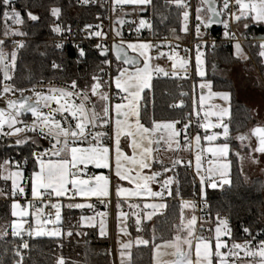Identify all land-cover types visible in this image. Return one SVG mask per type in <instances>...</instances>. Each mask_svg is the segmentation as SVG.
I'll list each match as a JSON object with an SVG mask.
<instances>
[{"label": "snow or ice", "instance_id": "obj_1", "mask_svg": "<svg viewBox=\"0 0 264 264\" xmlns=\"http://www.w3.org/2000/svg\"><path fill=\"white\" fill-rule=\"evenodd\" d=\"M91 2L92 0H77V3L82 6ZM165 2L168 5L174 4L177 9L181 10L180 16L183 20L181 31L187 33L189 31L187 22L190 18L191 5L187 0H165ZM117 4L136 5L141 12L147 11L149 6L154 7L153 0H113V11H115V5ZM0 8H3L2 15L5 20L4 38L0 39V73H2L3 81L12 82L13 76L11 72L16 67L17 49H22L25 45L23 41L13 40L12 42L16 45V48L10 53L5 52L4 45L9 38L22 37L27 35V33L12 27V25L22 26L25 23L21 12L15 7V0H0ZM205 8L206 16L202 15L205 12ZM24 10L29 21L38 22L40 20V16L28 10L26 6ZM61 13L62 9L59 6L50 8V15L56 20L61 18ZM195 20L197 22L195 24L196 39L200 41L196 45V74L203 78L205 77V72L201 68L203 52L200 49L201 44L206 47L207 42L203 40V35L206 33H201V27L208 30L214 24H222L224 39L236 41L233 44L235 49L233 55L235 58L247 60L248 57L244 54L242 45L236 38L235 32L231 30L230 25L242 26L244 30H248L251 25H264V0H200L195 8ZM8 21H11V25L7 23ZM118 23L123 24L124 21L119 20ZM96 27L98 28L99 25ZM92 28V25H85V29ZM144 28L151 30L152 25L142 18L139 20L135 31L139 32ZM51 31L63 36L65 31L71 33V26L62 27L60 24H55ZM170 31L174 34L176 30L171 29ZM89 35L100 37L103 34L100 31H90ZM241 35L244 39L248 38L246 31L241 33ZM116 36L121 39L119 43L113 44L112 51L115 53L118 65L115 69V75L108 74V80H104L102 75L93 74L90 86L85 85L81 89L77 81L72 80L69 85L71 90L49 88L48 92L51 93L50 95L37 91L34 86L29 91L36 96L35 103L30 102L31 97L24 96V88L5 83L0 89V98L16 91L21 93L19 100L7 99L5 100V107L0 108V137H17L14 143H9L6 147H29L33 170L27 179L30 182L32 201H38L43 204L45 200L51 202L52 197H64L70 190L69 185L72 190V198L76 196L82 198L108 197L111 183L109 176L99 175L94 178L88 176L87 179L80 177L87 175L85 169H87L88 165H93L97 169H109L110 171L114 167L117 179L115 189L117 209H120L121 197H140L145 200L142 208L139 203L129 204L132 209H141L139 213H132L136 217L134 223L138 232L142 231L143 227H147V222L153 221L154 217L165 215L162 210H166L169 207L166 202L168 198L178 199V223L174 222L171 225L175 230L171 240L165 241L163 244L155 243L156 224H153L151 228V240L140 237L136 239L137 245L148 246L150 243L153 245L154 264H264V238L258 239V237H264V230L254 234L250 227L242 225L241 228L245 239L242 243H238L232 237L228 218L221 217L219 212H217L214 236L197 235L196 225L198 218L195 215L191 217L185 216V209H195L196 205L193 201L186 200L181 196L178 173L175 171L181 166L190 168L192 162L188 161L184 164L180 158H176L171 161L169 166L153 155L154 152L160 150L161 142L167 145L168 150H183L190 148L193 141L197 147H200L202 139L211 144L222 135L224 142L217 143L212 147L201 148V152L206 151L211 153L213 157L226 159L229 156V125L224 122V119L230 116L231 92L213 91L211 80H204V82L199 84L201 90H208L209 98H219L227 106L212 105L215 111L204 112V122L200 123L198 119V128L205 130L209 128L222 129V133L208 134L205 131L202 137L197 131L189 137L188 130L191 126V120L183 123V127L180 130H177L176 125L181 123V121L158 122L154 117L146 120L148 124L146 126V123L141 122L144 119L142 117V109L146 115L148 110L146 90H152L153 73H162L164 76L169 75V72L162 67L156 66L153 68L151 61L166 57L168 61L172 62L170 67L173 70L171 73L173 76L177 74L175 71L177 61L180 68H185L189 61L178 56V53L171 42L167 41V38H165L166 43L164 44H153L150 41L125 42L119 31L116 32ZM175 39L179 40L180 37L175 36ZM212 46L215 47V42H213ZM63 47V43L58 42L55 44L56 49L62 50ZM96 47L100 49L99 54L101 56L107 57L109 51L107 48H101L99 44ZM162 47H168L171 50V54L160 51ZM175 47L179 48V44ZM76 48L78 57L85 58L87 55L85 50L79 45H76ZM128 50H131L135 55H129ZM152 50L157 52L155 57L150 55ZM185 52H188L187 48H185ZM41 55L43 56L44 53H41ZM258 55L264 60V40L259 43ZM101 63L111 67V61L107 58ZM120 63L130 67H121ZM51 67L57 69L60 65L53 61ZM215 68L216 65H213V69ZM100 72L103 73L104 69L101 68ZM105 86L108 91L102 90ZM113 86L115 88L114 92L112 91ZM93 97H96L99 101V111H97V103L93 101ZM75 99H79L80 102L76 103ZM70 100L72 101L71 103H69ZM113 101L115 102L113 103ZM141 101H143V104H141ZM51 102H55L57 107L52 108ZM203 103L204 96L201 95L200 105L202 106ZM88 104H91V108L86 106ZM178 106L170 105V107ZM42 108H47L49 111L44 112L41 110ZM25 113H31L33 119L30 124L20 119ZM193 114L198 118L200 116L195 105ZM58 116L59 118H57ZM210 116H215L217 122H208V117ZM5 128H7V131H5ZM21 133L24 134L22 137ZM29 133L32 135H28ZM157 133L161 134L157 137ZM182 133L183 143L178 139ZM251 134L257 138L258 143L255 148L251 147L250 144L247 145L249 149L247 159L252 164H259L260 160L255 154L264 155V127L257 126L253 128ZM106 138L110 141L109 144L103 143ZM122 138L124 139V145H122ZM236 139L242 142V147H245L243 142L249 137L241 134ZM41 140H46L49 146L47 148L42 147ZM125 146L132 150L131 155L124 151ZM235 156L241 162L240 172L243 174L245 156H242L239 152L235 153ZM28 159L29 157H24L23 163L27 164ZM195 161L196 175L199 176L198 194L201 203L207 206V188L223 189L224 185L231 187V161L209 168L208 172L212 174L209 176L200 175V154L195 156ZM20 164L21 161H14L11 157L0 161V180L11 182V216L13 218H23L32 215L39 226L34 233L36 237H60L62 235L59 228H53L50 231L43 229L44 224L56 225L61 222L62 207L66 206L68 209H83L85 207L91 209L93 207L92 204L85 203L70 202L67 205L51 203V207L55 209V219H52L51 214L47 218L42 219L44 217V209L29 202V207L34 208V212H28L15 199L17 196L25 194L24 174ZM157 164L160 166L159 170H151ZM13 166L15 170H13ZM145 169L151 170L150 174H145ZM133 171L135 172L134 175L132 174ZM169 172H172L173 175H166ZM216 176L219 177L218 180L214 178ZM120 181H128L130 184H135V187L131 189L122 187L119 183ZM151 184H157L158 190H154L150 186ZM173 185H175V188H173ZM0 197L8 199L9 193L0 189ZM127 217V213L118 212V221ZM85 219L89 221V226H92L93 217H81V220ZM204 222L200 221L201 226ZM10 228L11 236L14 238L21 237L22 241L12 249L14 258L11 260V264H23V256L20 249L29 248V244L22 239V233L25 232L24 223L12 219ZM121 230L123 231L124 229L122 228ZM212 231L213 229L209 228V232L211 233ZM75 234L77 236L81 235L80 232ZM100 234L102 236L105 234L103 220L100 223ZM8 235L7 226L0 230V240H4ZM27 235L32 237L33 230H27ZM66 235L71 237L73 232L69 230ZM223 237H228L232 241L231 244L224 240ZM120 247L121 249H129L131 242L123 243ZM161 249L165 251H161ZM7 251V248H5L4 255H7ZM158 256H170L171 259L157 261ZM120 257L121 264H124L123 251L120 252ZM0 264H5L3 258H0ZM56 264H65L64 258L59 257L56 260Z\"/></svg>", "mask_w": 264, "mask_h": 264}, {"label": "trees", "instance_id": "obj_2", "mask_svg": "<svg viewBox=\"0 0 264 264\" xmlns=\"http://www.w3.org/2000/svg\"><path fill=\"white\" fill-rule=\"evenodd\" d=\"M153 5L154 7L149 6L145 12H141L140 9L134 10V13L127 12V16L132 17L135 13L143 15L145 20L152 25L150 36L154 41L160 39L163 35L181 37L183 35L181 31V10L177 9L175 5L166 4L165 0H153ZM25 6L28 10L40 16L38 22H32L27 19L24 10ZM53 6H59L62 9L59 20L50 15V8ZM15 7L21 12L25 23L22 26L12 25V27L26 32L27 35L22 36L24 48L17 50L16 67L11 72L13 81L10 83L12 85L24 87L41 80H56L70 84L72 80H76L82 89L85 85L90 86L93 74L102 75L104 78V73H101L100 69L104 68L105 65L101 61L106 57L99 54L100 50L96 47L95 38L79 45L87 54L85 58H79L77 55V44H71L67 38L60 40L62 38L61 35L53 33L51 28L55 24H60L62 27L70 25L72 32L84 25L104 23V15L107 10L106 4L99 2L94 6H80L73 0H16ZM2 13L3 8H0V37H3L5 25ZM7 23L11 25V21ZM222 28L220 24L215 29H208L202 32L206 33L203 38L219 35L214 41H206V47L201 44L204 48L203 52L208 70L213 63L221 68H230L233 65L245 62L235 58L233 55V42L225 41L224 37H222ZM171 29L176 30L174 34L170 31ZM245 31L248 38L245 40L244 49L248 54V60L252 61L256 68L261 71V67L264 65L261 64L262 59L258 55L259 41L256 38L258 35L264 34V26L259 24L251 25ZM121 34L123 38L133 40L125 30H122ZM147 38L149 37H144L143 40H147ZM58 42L63 43L64 47L62 50L55 48V44ZM213 42H215V47L212 46ZM13 49L12 42L7 40L4 45L5 52L10 53ZM41 53H44V55L42 56ZM53 61L60 67L53 69L51 67ZM117 65L118 62L113 54L114 75ZM120 66L126 65L120 63ZM205 78L212 81L214 91H229L232 94L230 116L225 119V123L229 125L228 143L230 146L229 158L231 161L230 175L232 185L231 187L224 185L223 189L207 188V193L211 216H214L217 212L225 213L230 222L232 237L235 241H238L244 238L242 225L250 227L253 232L264 230V177L254 176L247 180L244 173L241 174V163L235 156L237 152L241 155L249 152L248 144L242 147L240 145L241 141L236 139V137L244 134L250 138V131L255 124H253L251 109L238 98L231 79L220 78L210 72ZM196 82L195 72L188 78L153 77L151 81L152 90H146L148 98L147 114L145 115L142 109V117L144 119L141 122L146 123V120L153 117L156 121H185L192 117L194 114H192L191 108V92L192 86ZM102 90L108 91L106 86ZM16 98L19 100L21 96ZM92 99L97 103V111H99V101L96 97ZM141 104H143V101H141ZM170 105L179 106L170 107ZM28 117H30V114L25 113L21 118L26 119ZM146 126H148L147 123ZM196 130L198 128L193 129L191 134ZM16 139L17 137H10L4 145L0 143V161L9 157L14 161H21L20 168L24 172L25 194L29 197L30 188L27 178L33 170V161L29 155V147H6L7 144L14 143ZM221 141L224 140L221 139ZM40 143L42 147L46 145L44 140H41ZM26 156L29 159L27 164H24L23 159ZM159 167L158 164L155 165L156 170H159ZM175 171L178 173L181 196L186 200H190L195 193H198L199 182L190 168L181 166ZM171 175L173 173L169 172L168 176ZM173 188H175V185H173ZM0 189L9 193L8 199L0 197V230H3L4 227H8L12 220L10 181L0 180ZM67 201L68 199H61V205H67ZM166 202L169 207L166 210H162L165 215L154 217L153 221L147 222V227H143L142 231L138 232L134 221L130 219L129 231L131 236L134 237L139 234L144 239L151 240V228L153 224H156L155 243L171 240L175 234V230L171 225L174 222L178 223L179 203L178 199L173 200L172 198H168ZM80 213L82 211L78 209H68L66 206L61 208L59 227L62 235L60 237H29L22 235L23 241L29 244L28 249H20L23 256V264H56V260L59 257L64 258L65 264H113L109 238L101 236L95 227L78 226L77 218ZM69 230L73 231L71 237L66 235ZM76 232H80L81 235L77 236ZM10 233L4 240H0V258L5 260V264H11V260L14 258L12 249L22 242L21 237L14 238ZM224 240L228 243L231 242L228 237H224ZM5 248L8 250L7 255H4ZM152 249L153 245L151 243L148 246H133L128 254L129 264H151Z\"/></svg>", "mask_w": 264, "mask_h": 264}, {"label": "built area", "instance_id": "obj_3", "mask_svg": "<svg viewBox=\"0 0 264 264\" xmlns=\"http://www.w3.org/2000/svg\"><path fill=\"white\" fill-rule=\"evenodd\" d=\"M73 1L77 5H80L77 3V0H73ZM99 2L106 4V7H107L106 13L104 15V18H105L104 23L97 24V25H99L98 28L96 27L97 25H92L93 26L92 29H85V25H84V26L80 27L78 30H73L71 33H68L65 31L63 36H61L62 38H60V40L67 38L71 44L80 45L81 43L86 42L89 39L95 38L96 45L99 44V45H101V48H107L109 51H108L106 58L111 61V67H109L107 65L104 66V68H103L104 69V72H103L104 73V80H108V78H109L108 74L114 75V73H113L114 67H113L112 46L114 43L120 42L121 38L116 36V32L117 31L121 32L122 30H125V32L129 34V36L133 39V41H142L144 37H149L145 41H150L153 44H157V43L164 44V43H166L165 38H167V41L171 42L173 48L178 53V56L180 58H183V59L189 61V63L187 64V66L185 68H180L179 62L177 61V68L175 70L177 74L175 76H173L171 74L173 70L170 67L172 62L168 61L166 57L160 58V60L163 63L161 67L164 68L167 72H169V75L164 76L162 73L161 74L153 73V77L188 78V77L192 76V74L194 72L195 48H196L197 43L200 42L196 39V34H195V24L197 22L195 20L194 13H193V0H187V2L191 5V8H190V18H189L190 19V27H189L190 40L186 43L181 42L179 40H176L174 37H169V36H164V35L160 39L154 41L150 36V30L147 28L141 29L139 32H136L135 28L138 26L139 20L142 18L145 19V17L143 15H138V14H136L132 17H128L126 5L117 4V5H115V11H113V0H92V2L90 4L83 5V6H94L95 4H97ZM80 6H82V5H80ZM117 14H120L119 20H123L124 23L123 24L118 23V27H115L114 17ZM88 25H91V24H88ZM222 27H223V25H222ZM230 28L232 31L235 32V30L233 28V24L230 25ZM203 29L204 28L201 27V30H203ZM90 31H100L103 35L100 37H96L94 35L90 36L89 35ZM223 32H224V28H222V33ZM235 35L239 41H242L240 36L236 32H235ZM218 36L219 35L216 34L214 37H206V38H203V40L204 41H214L218 38ZM3 38L4 37H0V39H3ZM13 40L22 41L23 38L22 37H11L8 39V41H11V42ZM123 40L125 42L127 41L125 38H123ZM225 41L226 42H235V40H226V39H225ZM177 44H179V48L175 47ZM12 46H14V48H16V45L13 42H12ZM185 48L188 49V52H185ZM201 50H204V48L202 46H201ZM160 51H162L166 54H171V50L168 47H162L160 49ZM153 53L155 55H157L156 50H153ZM0 74H1L0 75V89H2V87L5 83H10V82L3 81L2 80V73H0ZM41 81H42V83H40V81H37V82H34L33 84L21 87V88L25 89L24 96L32 97L34 94L29 90L32 89L34 86H35L36 90L41 92V93H47L49 88H64L66 90H71L69 88L70 84H68L66 82H59L56 80H41ZM9 96L20 97L21 93L19 91H16V92L10 94ZM75 102L79 103L80 101H79V99H75ZM114 102L115 101H113V103ZM86 106L90 108V104H88ZM3 107H5V99L2 97V98H0V108H3ZM51 107L56 108L57 106L54 103H51ZM43 111L48 112L49 109L43 108ZM57 118H59V116ZM20 119H23V118L20 117ZM32 119L33 118L30 116V117L23 119V120H25L27 123L30 124ZM198 119H199V122L202 123L204 121L203 120V114L200 113L199 118L196 115H193L192 117L186 119L185 121L178 120V121H181V123L177 124L176 128H177V130H180L183 127V123H186L189 120H191V126H190V129L188 130V135H189V137H191V135H192L191 131L193 129L198 128V124H197ZM5 131H7V128H5ZM20 135L23 136L24 134L21 133ZM12 137H16V136H12ZM8 138H10V137H6V138L0 137V143L2 145H4L6 143V141L8 140ZM180 140H181V143H183V133L180 136ZM44 141L46 142V145L44 146V148H47L49 146L48 142L46 140H44ZM103 143L109 144L110 141H108L106 138L103 141ZM205 158L210 159V157H205ZM181 160L184 162V164L187 163V159H181ZM89 172H90V170H89ZM166 175H168V173ZM68 187L70 190L64 196V198L65 199H72L71 186H68ZM15 199L18 201H21L23 204H25V207L27 209H29L30 211H32L34 209V208L29 207L30 201H29V197H27L26 194H24L23 196H17ZM107 200L110 202V204L112 206L113 202H114L112 196H110ZM190 201H193L196 205L195 209H192L194 215L198 218V223L196 225V234L197 235H203L205 237L211 236L212 232L211 233L209 232V228L213 229L214 226L216 225V214L217 213L214 214V216H211L209 205L207 204V206H205L203 203H201L200 196L198 193H195V195L190 199ZM92 202H93V206L95 209H99L101 207L100 199H93ZM54 211H55V209H53L51 207V202L47 201V203L44 206V213L45 214H52ZM219 214L221 217H227L225 215V213H223V212H219ZM200 221H205L202 224V226H201ZM229 227H230V222H229ZM260 231H262V230H257V231H254L253 233L255 234L256 232H260ZM243 236H244L243 239L238 240L236 242L242 243L243 240L245 239L244 233H243ZM260 238H264V237H258V239H260ZM231 242H229V244H231ZM241 255H243V253H241Z\"/></svg>", "mask_w": 264, "mask_h": 264}, {"label": "rangeland", "instance_id": "obj_4", "mask_svg": "<svg viewBox=\"0 0 264 264\" xmlns=\"http://www.w3.org/2000/svg\"><path fill=\"white\" fill-rule=\"evenodd\" d=\"M193 1H194V10H193V12H194V17H195V8L199 4L200 0H193ZM202 15L206 16V8H205V12H203ZM119 18L120 17H117V15H115V17H114L115 27H118ZM187 23H188V28H189L190 27V19H189V21ZM182 26H183V20L181 22V28H182ZM233 28H234L235 32L240 36L242 41H239V42L242 45L244 54L248 57V54L246 53V50L244 49V43H245L246 39H244L243 36L241 35V33L244 32V29L242 28V26H237L235 24H233ZM203 31H204V29L201 30V33ZM189 40H190V36H189V32H187V37H185L183 40H181V42L186 43ZM261 40H264V39H259L257 41H259V43H260ZM127 41H133V40H127ZM235 42H233V44ZM201 51L203 52V50H201ZM234 51H235V49H234ZM196 52H197V48H195V54H194L195 74H196ZM201 59L203 61L202 65H201V68L205 72V77L208 76L209 72H210V73H213V74H215L216 76H218L220 78H226V79L235 78V79H237L236 81H237V84H238V86H237V92L238 93H236V94H237L238 98L251 109L252 117H253V120H254L253 124H255V126H264V66L261 67V71H259V69L256 68V66L254 65V63L252 61H250L248 59L244 60L243 58H241V60H244L245 62H243L241 64H236L237 66L233 65L232 67L236 66V67H234V70H232V67H230V68H221L218 65H216L215 63H213L211 65L210 69L208 70L207 65H206V61H205L204 52H203V56L201 57ZM160 63H162V61ZM261 64L264 65V60H262ZM213 65H216L215 69H213ZM161 66H162V64L159 65V67H161ZM242 71H245L246 74L244 75L242 73ZM196 77H197V82H196L195 85L193 84L192 92H191L192 114H193L194 105H195L197 111L200 110L203 113L206 112V111H208V112L215 111V109L212 107V105L227 106V105H225V102L219 100V98H215V97L209 98V93H208L207 89L201 90L199 88V84L204 82V80H208V79H206L205 77L202 78V77L198 76L197 74H196ZM246 87H250V88H254V89H252L249 92V91H246ZM43 94L50 95L51 93L47 92V93H43ZM201 95L204 96V103H203L202 106L200 105V96ZM3 98L5 100H7V99L18 100L16 97H12V96H9V95L3 96ZM35 101H36V96L33 95L31 97V101L30 102L35 103ZM71 102L72 101L70 100L69 103H71ZM51 103L55 104V102H51ZM41 110L43 111V108ZM29 114L31 116V113H29ZM225 119H224V122H225ZM164 122H167V121H164ZM208 122L215 123V122H217V118L215 116H210V117H208ZM197 131H199V133H200V135L202 137H203L205 131H207L208 134H213L215 132L222 133V129H212V128H209L207 130L202 129V128H198V130H196L195 132H197ZM195 132H193V134ZM158 134H160V133H157L156 135L158 136ZM178 139H180V137H178ZM219 139H220V141H219ZM219 139L217 141L212 142L211 144L209 142H207V141L202 139L200 147H197L195 145V142L193 141L190 148L183 149V150H168L167 149V145H165V144H163V142H161L160 149H162V147H164L165 151L164 150L163 151L159 150V151H160V153L163 154V156L165 158L166 165H169V166L171 165V161L173 159H176V158L187 159V162L191 161L192 162V166L190 167V170L193 172V174L195 175L197 181L199 182V176L196 175V168H195V164H196L195 156L197 154L201 155L200 175H203V176L212 175L211 173L208 172L209 168H212V167L217 166L218 164L230 161V158H229L230 157V146H229V156L226 159L225 158H220V157H213L211 153H208L206 151L205 152H201V148L212 147V146H214L217 143L224 142V141H221V139L224 140V137L222 135L219 137ZM241 143L242 142H240V145H241ZM243 144L244 145H246V144L249 145L250 144L251 147L254 148V141H253V139L251 137L249 139L245 140L243 142ZM247 155H248V153L247 154H242V156H245V160L243 161V173H244L245 177L247 178V180H249L250 178H252L254 176H263L264 177V171H262V169H264V155H260L258 153L255 154V155H257V157L260 160L259 164H252L251 161L247 159ZM204 156L205 157H210V159H206ZM13 170H15V167H13ZM21 170L23 171V169H21ZM23 174H24V172H23ZM214 178L217 179V180L219 179L218 176H216ZM118 212H117V215H118ZM127 214H128V217L131 215L130 213H127ZM83 217H85V218L93 217V219L91 221V225L93 226V223L95 221V217L94 216L85 215ZM44 218H47V217H42V219H44ZM54 219H55V217H54ZM117 221H118V219H117ZM33 224H34V226H37L35 219L33 221ZM82 224H85V225L89 226V221L87 219L82 220ZM56 225H59V224H56ZM53 226H54L53 224H44L43 228L45 230H47V231H50V230H52ZM215 227H216V225L214 226V229H215ZM122 228L124 229L123 231L121 230V226H120V223L118 221V223H117V236H118V238H122L123 235H126V237H127L126 241H127V239H129V235H130L128 233L127 224H125V226L122 227ZM214 229H213V232L211 233V236H214V234H215L214 233ZM110 236H111V233H110ZM110 236H109V238H111ZM223 239H224V237H223ZM119 242H121V241L119 240Z\"/></svg>", "mask_w": 264, "mask_h": 264}, {"label": "crops", "instance_id": "obj_5", "mask_svg": "<svg viewBox=\"0 0 264 264\" xmlns=\"http://www.w3.org/2000/svg\"><path fill=\"white\" fill-rule=\"evenodd\" d=\"M193 4H194V1H193ZM125 5L127 7V12H133L134 13L136 11V9H140L136 5H132V4H125ZM136 14L137 13H135V15ZM117 17H120V14H117ZM185 37H187V33L183 32V35L180 37L179 41L183 40ZM143 41H145V40H142V41H126V42H143ZM128 52H130L132 55H135V53H132L131 50H128ZM150 55L153 56V57H155V54L153 53V50L150 52ZM160 62H161L160 59H153L151 61V64H152L153 68H155L156 66H159L160 64H163V63H160ZM236 66H234V67H236ZM123 67H129V66H123ZM234 67H232V70H234ZM194 72H195V68H194ZM242 73L244 75L246 74L245 71H242ZM231 80H232V82L234 84L236 93H238L237 92V86H238V84H237V81H236L237 79L232 78ZM252 89H254V88L246 87V91H249L250 92ZM112 90L115 91L114 86H113V89ZM90 108H91V105H90ZM199 113L203 114V112L200 111V110H199ZM158 122H164V121H158ZM160 134H158V136ZM28 135H32V134L30 133ZM21 137H22V135H21ZM219 141H220V139H219ZM122 145H124V139L123 138H122ZM84 146H86V145H84ZM153 147H155V145H153ZM160 150H162V151L164 150L165 151V148L162 147V149H160ZM124 151L128 155H131L132 150L130 148H127L125 146L124 147ZM153 155L158 160H162L164 162V164H166L165 158H164L163 154L160 153V151L154 152ZM81 167H83V166H81ZM89 170H90V172H89ZM151 170H156L155 169V165H154L153 169H151ZM151 170L145 169L144 170V173L145 174H150V171ZM85 172L87 173V175H82L80 178L87 179L88 176H92L94 178L95 176L105 175V176H109L111 183H110V186H109V196L108 197H101V198H97V197L82 198V197L76 196V197H74L72 199H68V201H67L68 203H70V202L71 203H85V204H92V205H93V202H92L93 199H100V201H101V207L99 209H95L94 206L91 209H89L87 207H85L83 209H78V210L82 211V213H80L79 216H78V218H77V224H78V226H81V227H90L88 225L82 224L81 217H83L85 215H87V216L92 215V216L95 217V221L93 223V226H91V227H95L97 229L98 233L100 234V223L103 220V222H104V228H105V234L103 236H106V237L109 238L110 233H111V236H110L111 238H109V240H110V247H111V254H112L113 264H121V257H120V252L121 251L124 252V258H123L124 264H129L128 254H129L131 248L133 246H136L137 245L136 244V238L137 237L143 238L139 234H137L134 237H132L131 234H130V231H129V220L132 219L133 221H135V219H136V217L134 215H132V213L133 212L139 213L141 211V209H132V208L129 207V204L139 203L141 205V208H142V205L145 202V200H144V198H140V197H131V198L121 197L120 198V205L121 206H120V209H117V206H116L117 205V196H116V191H115L116 184H117V179L115 177L114 167L110 171L109 169H97L93 165H88L87 169H85ZM132 174L134 175L135 172L133 171ZM119 183H120V185L122 187H125V188L131 189V188H134L135 187V184H130L128 181H120ZM24 184H25V182H24ZM28 185H29V188H30L29 201L32 202V203H34V204H36V206L42 207L44 209V206L47 203V200H45L43 204H40L38 201H32L30 182H28ZM150 186L153 187L154 190H158V185L157 184H151ZM110 196H112L113 201H114L112 206H111L110 202L107 200ZM63 198L64 197H60V198L52 197L51 203H59V204H61V199H63ZM17 202H19L22 205V207L25 210H27L28 212H30V213L31 212H34V209L32 211H30L29 209H27L25 207V205L22 204L21 201H18L17 200ZM147 202H154V201H147ZM105 205H107V206H105ZM73 209H75V208H73ZM10 211H11V207H10ZM118 211L119 212H123V213H130L131 214L126 219H123L122 218L121 220H119L121 229H122V227L125 226V224H127V226H128V233L130 235H129V239H127V241H126V238H127L126 235H123L122 238H118V236H117V223H118V221H117V216H118L117 215V212ZM185 213H186L185 214L186 217H191L192 215H194L193 210L191 208L185 209ZM48 215L49 214H45L44 213V217H47ZM51 216H52V219H54V217H55V211L51 214ZM12 219H16L18 222H23L24 223L25 232L22 233V235L28 236L27 235V230L31 229V230H33V236L32 237H36L34 233H35V230L39 226L38 225L37 226H34L33 221H34L35 218L32 215H29V216H26V217H23V218H20V217L13 218L12 217ZM10 223L8 225V231L9 232H11ZM53 228H59L60 229L59 225H54ZM45 231H47V230H45ZM60 231H61V229H60ZM119 240L122 243L121 242L118 243ZM128 242H131V247L129 249H121L120 245L123 244V243H128ZM164 242L165 241H162V242H159L157 244H163ZM161 251H165V250L164 249H161ZM168 251H170V250H168ZM169 259H171L170 256H163V257L158 256L157 257V261L169 260ZM151 264H154V261H153V249H152V262H151Z\"/></svg>", "mask_w": 264, "mask_h": 264}, {"label": "water", "instance_id": "obj_6", "mask_svg": "<svg viewBox=\"0 0 264 264\" xmlns=\"http://www.w3.org/2000/svg\"><path fill=\"white\" fill-rule=\"evenodd\" d=\"M16 1V0H15ZM219 25L220 24H214V25H212V27L210 28V29H215V28H217V27H219ZM257 40H259V39H264V34H261V35H258L257 36V38H256ZM113 52V54L115 55V53H114V51H112ZM129 53V52H128ZM129 55H132L131 53H129ZM126 66H128V65H126ZM130 67V66H129ZM255 127H257V126H254L253 128H255ZM261 127H264V126H261ZM252 128V129H253ZM251 129V130H252ZM250 136H251V138L253 139V141H254V148L257 146V143H258V141H257V138L255 137V136H252V134H251V131H250Z\"/></svg>", "mask_w": 264, "mask_h": 264}]
</instances>
